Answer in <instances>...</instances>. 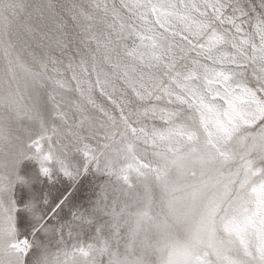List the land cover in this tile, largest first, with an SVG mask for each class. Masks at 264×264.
<instances>
[{
    "label": "snow or ice",
    "instance_id": "obj_1",
    "mask_svg": "<svg viewBox=\"0 0 264 264\" xmlns=\"http://www.w3.org/2000/svg\"><path fill=\"white\" fill-rule=\"evenodd\" d=\"M25 160L102 175L94 206L21 236ZM49 252L264 264V0H0V264Z\"/></svg>",
    "mask_w": 264,
    "mask_h": 264
},
{
    "label": "rangeland",
    "instance_id": "obj_2",
    "mask_svg": "<svg viewBox=\"0 0 264 264\" xmlns=\"http://www.w3.org/2000/svg\"><path fill=\"white\" fill-rule=\"evenodd\" d=\"M73 160L78 166L83 163L79 157H74ZM18 174L27 181L25 184H17L14 188L17 205L16 224L21 236H29L37 223L36 219L26 211L28 204L35 205V210L41 216H45L60 200L68 196L69 199L59 210L56 220L50 221V223H66L71 220L74 212L91 210L100 185L105 180V177L94 170L81 176L77 182H73L56 170L53 171L51 178L45 177L41 175L38 163L32 160L23 161Z\"/></svg>",
    "mask_w": 264,
    "mask_h": 264
},
{
    "label": "clouds",
    "instance_id": "obj_3",
    "mask_svg": "<svg viewBox=\"0 0 264 264\" xmlns=\"http://www.w3.org/2000/svg\"><path fill=\"white\" fill-rule=\"evenodd\" d=\"M45 257L47 258L48 264H54V262L56 261V256L54 253H44L41 256V261H43L45 259Z\"/></svg>",
    "mask_w": 264,
    "mask_h": 264
}]
</instances>
